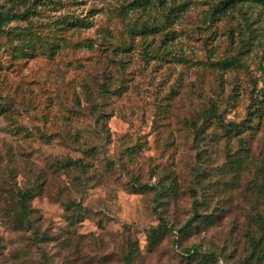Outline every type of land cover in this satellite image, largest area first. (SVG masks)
<instances>
[{"label":"rangeland","instance_id":"obj_1","mask_svg":"<svg viewBox=\"0 0 264 264\" xmlns=\"http://www.w3.org/2000/svg\"><path fill=\"white\" fill-rule=\"evenodd\" d=\"M225 2L0 0V264H264V4Z\"/></svg>","mask_w":264,"mask_h":264},{"label":"trees","instance_id":"obj_2","mask_svg":"<svg viewBox=\"0 0 264 264\" xmlns=\"http://www.w3.org/2000/svg\"><path fill=\"white\" fill-rule=\"evenodd\" d=\"M230 5L234 6L237 4L242 3H249V4H264V0H228ZM27 10L23 13L17 14V13H11V14H3L0 12V32L3 31V28L10 24L11 22H16L19 20H23L27 15ZM217 121H222L221 118L216 114L213 115ZM162 191V188H160ZM32 196V192L30 190L25 192H20L17 194V200L15 203L16 212L13 214V223L14 227L16 229L21 230H30L34 228V219L31 217V209L28 205V201ZM197 205V201L192 202V207L195 209V206ZM196 213L194 214V216ZM194 216L189 218L185 224V228H191L194 225ZM77 218H74V220L80 219V214H77ZM160 223L158 226L154 229H150V232H148V242L150 244H155L160 236L164 234V232L169 228L167 224L165 223V220L163 218H159ZM80 221V220H79ZM183 227V229H184ZM42 239V237H40ZM40 239L37 241L39 242ZM250 246H251V253L252 255H259L260 252H263L262 249H260L259 241L250 237L249 239ZM186 254H193V255H199L198 250H186ZM134 253L135 249L133 248L132 244H128L127 251L125 252L122 260L124 264H132L134 262ZM44 264H46L44 262Z\"/></svg>","mask_w":264,"mask_h":264}]
</instances>
